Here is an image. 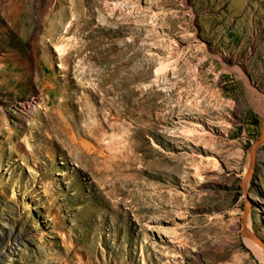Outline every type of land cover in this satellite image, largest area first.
Returning <instances> with one entry per match:
<instances>
[{
	"label": "rangeland",
	"instance_id": "rangeland-1",
	"mask_svg": "<svg viewBox=\"0 0 264 264\" xmlns=\"http://www.w3.org/2000/svg\"><path fill=\"white\" fill-rule=\"evenodd\" d=\"M248 232L264 0H0V264H264Z\"/></svg>",
	"mask_w": 264,
	"mask_h": 264
},
{
	"label": "bare ground",
	"instance_id": "bare-ground-1",
	"mask_svg": "<svg viewBox=\"0 0 264 264\" xmlns=\"http://www.w3.org/2000/svg\"><path fill=\"white\" fill-rule=\"evenodd\" d=\"M30 105V103H25V102H22L21 104H19V107L20 109L24 110L26 108H28ZM244 233V232H243ZM248 236L250 237V240L252 241L253 245H254V249L257 251L258 255L261 256L262 258V263H264V246H262V244H260L259 242L255 241L253 239V235L248 232L247 233ZM245 235V234H244Z\"/></svg>",
	"mask_w": 264,
	"mask_h": 264
},
{
	"label": "water",
	"instance_id": "water-1",
	"mask_svg": "<svg viewBox=\"0 0 264 264\" xmlns=\"http://www.w3.org/2000/svg\"><path fill=\"white\" fill-rule=\"evenodd\" d=\"M261 139H262V138H260V139L258 140V142H260V141H261Z\"/></svg>",
	"mask_w": 264,
	"mask_h": 264
}]
</instances>
